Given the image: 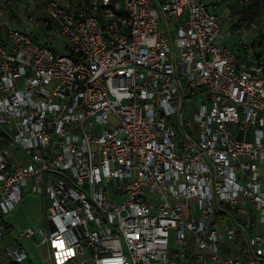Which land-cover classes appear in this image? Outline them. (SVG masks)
<instances>
[{"label": "built area", "instance_id": "obj_1", "mask_svg": "<svg viewBox=\"0 0 264 264\" xmlns=\"http://www.w3.org/2000/svg\"><path fill=\"white\" fill-rule=\"evenodd\" d=\"M206 1L0 0V243L29 185L51 264H264V22Z\"/></svg>", "mask_w": 264, "mask_h": 264}, {"label": "rangeland", "instance_id": "obj_2", "mask_svg": "<svg viewBox=\"0 0 264 264\" xmlns=\"http://www.w3.org/2000/svg\"><path fill=\"white\" fill-rule=\"evenodd\" d=\"M216 2H220L224 4L225 6L233 5L235 0H216ZM207 3V2H206ZM0 10L3 12V15L0 17V36L4 35L6 29L8 27H11L15 25L18 18L15 16V18L10 15V12H7L3 7L0 5ZM239 13L237 11L231 13V16H229V23L232 25L231 28L235 25L234 19H238ZM21 20V19H20ZM238 21V20H237ZM227 27L223 29L222 27V33L223 35H226L227 42H229V35L226 34ZM253 38H250L248 40L249 44L253 42ZM235 43V42H234ZM229 44V43H228ZM262 47H264V42H261ZM258 48V44L255 47ZM57 52L66 55L65 51L62 48H58ZM200 98L201 96L197 95L193 97L189 103L188 101L185 103L183 108V117L185 120H192V114L196 108L199 107L200 104ZM195 135L198 133V124L192 123ZM29 185L26 186L25 195L22 200V203L19 204L14 211L11 213L10 216L7 217V221L9 224H12L15 227V230H23L28 227H32L33 229L39 227L41 223L39 222L40 218V208H39V198L31 193L28 189ZM40 235L36 234L34 238L32 239H25L24 237L16 238V241L19 244H23L26 251L30 252L34 255L36 261L40 264H48V262L44 259L47 256V249L43 245L36 246L35 240H39ZM172 247V244L170 245V248ZM49 251V250H48ZM88 255L85 254L83 256H80L78 260L74 264H81L83 261V264H93L91 261L87 260Z\"/></svg>", "mask_w": 264, "mask_h": 264}, {"label": "trees", "instance_id": "obj_3", "mask_svg": "<svg viewBox=\"0 0 264 264\" xmlns=\"http://www.w3.org/2000/svg\"><path fill=\"white\" fill-rule=\"evenodd\" d=\"M227 1V0H225ZM237 11L239 13L238 23H242L245 20H250L253 17H259L262 22H264V0H250L247 5L237 7L233 12ZM232 12V13H233ZM253 42L250 43V47L253 50L255 58H258L259 55H264V47H262L261 42H264V29H258L253 37ZM230 49L237 55L238 58L242 57V50L238 48L237 44L234 43ZM258 44V48L255 47Z\"/></svg>", "mask_w": 264, "mask_h": 264}, {"label": "crops", "instance_id": "obj_4", "mask_svg": "<svg viewBox=\"0 0 264 264\" xmlns=\"http://www.w3.org/2000/svg\"><path fill=\"white\" fill-rule=\"evenodd\" d=\"M206 2L209 5L211 2H216V0H207ZM220 5H221L220 9L218 10V15H219V18H220V24L223 27V29H225V27H227L226 34L229 35L231 33V30H232V28H231L232 25L229 23L230 13L225 9L224 4L220 3ZM228 41H229L228 42L229 46H231V47L233 45L235 46L234 41H232L230 39ZM39 208H40V206H39ZM39 214H41V210H40ZM7 217L5 218L6 219V223H7V234L3 238V241L0 243V264H6L5 249H6L8 244L12 243L13 241H16V238H13L15 233L17 231H22V230H19V229L15 230V227L12 224H9V222L7 221ZM39 222L41 223V215H40V218H39ZM37 241L38 240H35V245H36ZM20 245L26 251V249L23 246V244H20ZM46 252H48V253H47V256L44 259L48 262V264H51L50 259H49V256H50L49 251L47 250ZM26 253L28 254V259L24 260L20 264H40V263H38V261L34 260L35 257L31 253V251L30 252L26 251ZM86 259L89 260L88 258H86Z\"/></svg>", "mask_w": 264, "mask_h": 264}]
</instances>
